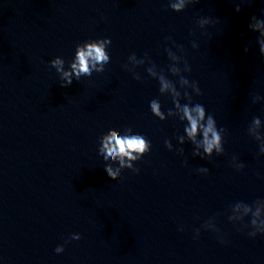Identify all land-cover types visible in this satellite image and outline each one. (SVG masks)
<instances>
[{
    "label": "clouds",
    "instance_id": "9594fccd",
    "mask_svg": "<svg viewBox=\"0 0 264 264\" xmlns=\"http://www.w3.org/2000/svg\"><path fill=\"white\" fill-rule=\"evenodd\" d=\"M169 6L174 11L179 12L184 7V0H178V2L171 3ZM254 18L255 17H253V19ZM106 44H111L110 38L89 42L84 46H78L75 62L71 65L72 72L75 73L77 78H79L81 74L91 75L93 69L101 72L104 70L103 65L109 63V54L105 51ZM261 51L264 52V45H262ZM62 63V60L59 58L52 61V65L56 67L58 71H62ZM97 65H100V67L97 68ZM63 77L66 80L65 86L72 83L71 73L63 72ZM183 83H187V81L183 80ZM161 84V92L168 89L170 86L166 81H162ZM173 92L177 96L180 95L176 92L175 88H173ZM175 107L180 109L183 113L181 119L187 122L188 126L185 127L184 131L189 138L195 141L197 132L200 131L202 133L203 139L201 143L204 152L208 154L209 158H211L213 149H215L217 153L223 152V148L221 147V136L216 129L214 119L209 116L207 122L202 123L205 117V108L203 105L196 103L194 106L190 107L187 103L183 106L176 103ZM150 108L154 114L163 118L160 112V104L157 101L153 100L150 104ZM255 123L259 124V120H256ZM165 145L167 148H171L170 142L165 141ZM150 147V142L146 138H141L139 136L121 137L117 131H111L110 134L104 138L102 151L105 153V159L109 157L113 160L118 159L121 167L132 168L133 166L130 163L125 164V158L129 161L140 160L150 151ZM261 151L264 152V149ZM203 170L208 171L207 169ZM105 171L112 179H116L118 173L113 172L110 166H106ZM133 171L138 172L139 169L135 168ZM252 223L255 224V221H252ZM197 235L199 234L197 233ZM252 237H254V234H252ZM76 239H80V236L76 237ZM55 251L60 253L63 251V247L58 246Z\"/></svg>",
    "mask_w": 264,
    "mask_h": 264
}]
</instances>
